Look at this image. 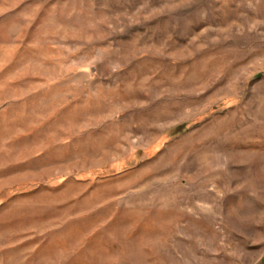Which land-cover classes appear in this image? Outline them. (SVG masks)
<instances>
[{"label": "rangeland", "instance_id": "rangeland-1", "mask_svg": "<svg viewBox=\"0 0 264 264\" xmlns=\"http://www.w3.org/2000/svg\"><path fill=\"white\" fill-rule=\"evenodd\" d=\"M0 264H264V0H0Z\"/></svg>", "mask_w": 264, "mask_h": 264}]
</instances>
